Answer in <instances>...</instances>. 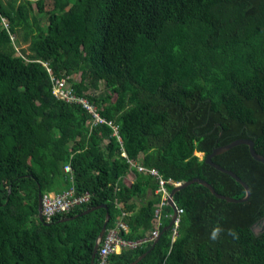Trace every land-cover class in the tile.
<instances>
[{"label":"trees","instance_id":"obj_1","mask_svg":"<svg viewBox=\"0 0 264 264\" xmlns=\"http://www.w3.org/2000/svg\"><path fill=\"white\" fill-rule=\"evenodd\" d=\"M49 1L0 0V264H89L105 212L124 239L158 235L102 264L143 252L134 264H264V230L250 227L264 214V164L246 144L211 156L247 183L245 200L191 182L172 196L174 238L168 203L154 221L158 177L241 197L204 155L246 137L264 156V0ZM60 78L73 100L56 96ZM69 188L88 199L40 219L38 193Z\"/></svg>","mask_w":264,"mask_h":264},{"label":"built area","instance_id":"obj_2","mask_svg":"<svg viewBox=\"0 0 264 264\" xmlns=\"http://www.w3.org/2000/svg\"><path fill=\"white\" fill-rule=\"evenodd\" d=\"M57 85L54 88V92L56 96L64 98L66 100H73V96L69 94L68 86L65 83L64 78L56 79ZM83 104L86 105L87 109L92 112V115L94 116V121H103L104 119L99 116L95 108L91 105L88 104L87 101L84 98L79 99ZM109 123V122H108ZM112 128V133H116V127L114 124H111ZM119 138V137H118ZM130 164H133L132 161L128 160ZM137 169L142 170L141 165H137ZM149 172L156 174V171L154 169H149ZM165 181L170 182L172 185H177L179 182L178 181H171L169 179H162L159 178L157 179V186L155 188V192H159V201L157 203V207L154 210V221L157 224L158 219L160 218L159 211L160 207L162 205H165L168 203L169 199V190L165 187ZM72 188H69L68 190H63L60 193H54V192H44L41 194L40 197V207H41V214L45 216L47 219L50 214H52L55 211L59 210H68V208L76 203H80L82 201H85L89 197V192L85 191L81 194L78 195H73L72 194ZM70 196V197H68ZM173 202V208L175 212V216L172 219V223L170 224L171 226V239L174 238L175 235V226L177 224L178 220V214L181 212V208L177 207ZM166 215H169L167 213ZM171 217V214L169 215V218ZM117 227H120L122 229H125L126 226L123 222L117 221L116 224L113 227L106 228L104 230V233L99 241V244L97 246V253L99 255V262L98 264H102L104 257L107 253L109 252H116L119 251L123 246H133L136 243L140 242L141 240L148 241V240H153L157 235L158 231L155 227L151 229L147 234H145L142 239L138 240H127L118 235V229Z\"/></svg>","mask_w":264,"mask_h":264},{"label":"water","instance_id":"obj_3","mask_svg":"<svg viewBox=\"0 0 264 264\" xmlns=\"http://www.w3.org/2000/svg\"><path fill=\"white\" fill-rule=\"evenodd\" d=\"M239 143L246 144L249 155L254 160L259 161L262 164H264V156L259 154V153H257L254 150L253 141L251 139H249V138H246V137H238V138H235V139H233V140H231L229 142H226L224 144L212 147L211 150L207 154L204 155L203 159H204V161L206 163L210 164L211 166H213L217 170L225 172V173L229 174L231 177H233L234 180H236L238 183H240V185L243 187L244 194L241 197H233V196H230V195L221 194V193H218L206 180L201 179L199 177H191V178H189V179H187L185 181L179 182L177 185L173 186L169 190L168 204L172 208V213H171V217H170L168 223L164 227L170 226V224L172 223V219L175 216V212H174V208H173V202H172V196H173L174 191L177 190L178 188L186 185V184L191 183V182H196V183L204 185L213 195H215L218 198H222V199H224L226 201H236L237 202V201L245 200L248 197L249 188H248L247 183L243 179H241L239 176H237L233 171H231V170H229L227 168H223L222 166H220L219 164H217V163H215V162H213L211 160V156L212 155L220 153V152L226 150L227 148H229V147H231V146H233L235 144H239ZM97 206H104V204H98V205L90 206V207L84 209L82 212H86L88 210L94 209ZM37 215L41 219L40 194L39 193L37 195ZM72 216L73 215L67 216L65 218L72 217ZM107 218H108V213L105 212L104 220H103V222H102V224L100 226V229H99V231H98V233H97V235H96V237L94 239V243H93V247H92V254H91L92 258L94 256V253H95L96 249H97V246H98V243H99V241L101 239V236H102V234H103V232L105 230ZM250 227H251V229L253 230L254 233L264 230V214L261 217H259L257 220H255L250 225ZM156 238H157V236L154 238V240L152 241L151 245H153V243L156 240ZM143 254H144V252L139 254L136 258H134L133 260H131L127 264H134L138 259H140V257ZM92 258L90 259L89 264H93V259Z\"/></svg>","mask_w":264,"mask_h":264},{"label":"clouds","instance_id":"obj_4","mask_svg":"<svg viewBox=\"0 0 264 264\" xmlns=\"http://www.w3.org/2000/svg\"><path fill=\"white\" fill-rule=\"evenodd\" d=\"M122 154L125 155L123 152H122ZM201 156H202V152H201ZM126 159H127V161H128V160L132 161V159H129V158H127V157H126ZM63 168H64L66 171L70 172V166H69L68 163H67V164H64V165H63ZM41 194H42V193H41ZM41 194H40V197H41ZM172 200H173V199H172ZM223 231H224V230H223L221 227L216 226V227H214V228L211 230V232H210V237H209V238H210L212 241H216V240L219 239V236H220V234H221ZM229 232H230V234H233V235H234V233H232L231 230H229ZM153 240H154V239H153Z\"/></svg>","mask_w":264,"mask_h":264},{"label":"crops","instance_id":"obj_5","mask_svg":"<svg viewBox=\"0 0 264 264\" xmlns=\"http://www.w3.org/2000/svg\"><path fill=\"white\" fill-rule=\"evenodd\" d=\"M123 181H124L126 184H129V183L132 181V179H131V177H129V176H124V177H123Z\"/></svg>","mask_w":264,"mask_h":264},{"label":"rangeland","instance_id":"obj_6","mask_svg":"<svg viewBox=\"0 0 264 264\" xmlns=\"http://www.w3.org/2000/svg\"><path fill=\"white\" fill-rule=\"evenodd\" d=\"M44 2H45V0H44ZM46 3H47V0H46ZM48 3L50 4V1H49V0H48ZM77 75H78V74H74L73 76H74V77H77ZM194 153H195L197 156L201 157V152H200V151H195Z\"/></svg>","mask_w":264,"mask_h":264},{"label":"flooded vegetation","instance_id":"obj_7","mask_svg":"<svg viewBox=\"0 0 264 264\" xmlns=\"http://www.w3.org/2000/svg\"><path fill=\"white\" fill-rule=\"evenodd\" d=\"M259 232V231H258Z\"/></svg>","mask_w":264,"mask_h":264}]
</instances>
